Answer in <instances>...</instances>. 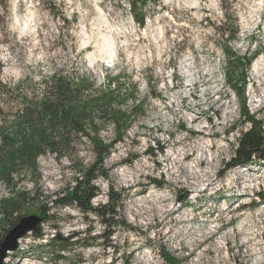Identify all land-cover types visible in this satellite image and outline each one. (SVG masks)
Segmentation results:
<instances>
[{"label": "rangeland", "instance_id": "obj_1", "mask_svg": "<svg viewBox=\"0 0 264 264\" xmlns=\"http://www.w3.org/2000/svg\"><path fill=\"white\" fill-rule=\"evenodd\" d=\"M225 29L236 31V39H226ZM226 51L251 59L244 95L250 115L264 126V102L253 103L264 86L252 85L253 67L264 56V0H0L3 84H19L24 96L37 98L41 80L60 72L89 79L96 92L110 86L112 111L143 105L104 161L108 179L94 181L99 192L91 202L107 203L112 186L122 196L117 219L127 227L111 229L107 241L100 237L107 229L93 214L48 204L73 185L77 168L94 161L88 140L74 138L61 158L40 156L36 176L25 169L14 174L15 184L0 182V199L29 194L16 215L0 210V241L16 218L41 222L51 208L41 225L43 238L30 235L19 244L27 233L18 239L7 253L10 264H264V160L229 167L241 132L250 126L241 123V95L239 100L228 83L233 64ZM189 58L193 65L186 69ZM188 74L194 79L189 87ZM206 89L209 94L201 96ZM98 111L99 137L109 144L114 128L109 115ZM205 138L218 158L199 171L205 175L211 168L215 185L193 196L185 176L177 181L164 161L174 154L176 166L187 169ZM233 170L243 174L228 189L225 184L237 176ZM250 178L257 180L251 187L245 183ZM169 206L175 211L164 214ZM55 235L74 244L60 260L43 247Z\"/></svg>", "mask_w": 264, "mask_h": 264}, {"label": "trees", "instance_id": "obj_2", "mask_svg": "<svg viewBox=\"0 0 264 264\" xmlns=\"http://www.w3.org/2000/svg\"><path fill=\"white\" fill-rule=\"evenodd\" d=\"M223 34L226 39H236V31L231 33L225 29ZM226 56L233 64L228 83L239 100L241 95V123H249L250 126L248 130L241 132L232 163L229 164V167L235 168L250 164L253 159L264 160V126L250 115L244 95L246 73L251 59L238 58L235 53L227 51ZM40 87L39 97L28 99L23 95L22 86L19 84L9 87L0 81V182L6 186L15 184L14 174L25 169L36 176L37 160L40 156L51 153L61 158L74 145V138H85L91 145L93 163L87 168H77L73 185L58 193L48 204L61 208H76L83 215L93 214L104 229H107L100 237L108 241L113 233L111 229L118 226L127 227L125 222H119L117 219L118 210L122 206V196L110 186L107 203L93 206L91 202L99 192L94 181L98 178L108 179L104 161L110 155L114 144L123 141L124 135L131 127V114H142L143 105L138 103L129 113L120 109L112 111L108 109L110 104L107 105L113 102L115 97L110 86L106 90L96 92L97 88L89 79L69 78L60 72L42 79ZM238 89H241V92H238ZM3 108L6 109L5 112ZM97 108L101 115H109L113 125L114 140L109 144L99 137V126L94 118ZM12 111L13 115L10 116ZM28 196V193L22 192L8 199H0V210L6 216H14ZM257 196L262 198L259 193ZM50 209L49 207L42 213L43 220L32 231L35 239L43 238L41 225L47 222ZM19 220L18 217L15 223H11V229ZM73 246L68 239L57 241L55 235L43 247L48 249L51 256L56 254L60 260L62 253L68 252Z\"/></svg>", "mask_w": 264, "mask_h": 264}, {"label": "bare ground", "instance_id": "obj_3", "mask_svg": "<svg viewBox=\"0 0 264 264\" xmlns=\"http://www.w3.org/2000/svg\"><path fill=\"white\" fill-rule=\"evenodd\" d=\"M107 42H109V41H107ZM112 44L113 43L108 44V46H107L109 51H110L111 57L115 56V51H114V47H113L114 45H112ZM189 59H187V60L185 59L186 60V69L192 67V65H193V63L191 62L192 58L190 60ZM188 73H190V70H189ZM252 76H253V79H252L253 87H255V86H257V87L264 86V56L261 57L257 61V63L254 65L253 70H252ZM188 77L190 78V80L188 81L190 83H189V85L187 87L193 86L194 85L193 84L194 79L192 78V75L188 74ZM209 92H210V90L206 89V90H204V92H202L201 96H206L207 94H209ZM189 97H192V95L189 94ZM263 102H264V92L260 93L259 95H256L253 98V103L254 104L255 103H260L261 104ZM174 103H172V104H174ZM213 103H214V105H217L218 104L217 99L214 100ZM258 109L259 108H256V110H258ZM216 111H219V107L216 108ZM228 115L229 114H226V116H228ZM226 119H227V117L223 118V120H226ZM188 120L191 121V122H194L195 118L193 116L192 119L188 118ZM203 124L204 123H200V125L198 127L199 128H203V126H204ZM209 136H210V134H209ZM212 148H213V145L211 144L210 139H208V138H205V140L203 139V141L201 143H198L194 147V149H196V152H197V158H196L197 160H196L195 164L190 165V167H188L187 169H184V170H181V168H179L180 166L179 167L176 166V164H178L180 162V159L179 158L177 159V157H174V154H169L167 159L164 161L166 163L167 171L172 173L177 181L179 180V178L181 177L182 174H183V176H185V183H186L185 185H187V187H189L191 189V193H192L193 196L201 194L207 188H210L213 185H215L214 176L211 175L210 174L211 171H209L211 168L208 171H205L206 172L205 175H203L204 173L201 175V173L199 171L201 164L206 162L205 164L211 166L212 162L215 159L218 158V155L217 156L216 155L212 156L210 154V150ZM176 159H177V161H176ZM233 172L237 176H236V179L233 182L230 181L229 183L227 182L225 184L228 189H232L234 187L232 183L235 184L237 181L241 180L240 177L243 174V171L233 170ZM178 173H180V175H178ZM245 183H246V185L251 187L253 185V183H257V180L250 178L249 180L245 181ZM212 190H213V188H212ZM214 191H216V190H214ZM174 211H175V208L169 206V209L164 214H166L167 212H168V214H172ZM30 235H32L31 232H29L26 237L20 239L19 240V244H22L24 239H28V236H30ZM12 261H13V259H11L9 257V255H7V257L5 258L6 264H10ZM137 263L139 264V261ZM24 264H30V263L27 261Z\"/></svg>", "mask_w": 264, "mask_h": 264}, {"label": "water", "instance_id": "obj_4", "mask_svg": "<svg viewBox=\"0 0 264 264\" xmlns=\"http://www.w3.org/2000/svg\"><path fill=\"white\" fill-rule=\"evenodd\" d=\"M39 222L40 218L33 216L21 218L18 221L0 242V264L6 258L8 251H14L17 248V240L34 231Z\"/></svg>", "mask_w": 264, "mask_h": 264}]
</instances>
